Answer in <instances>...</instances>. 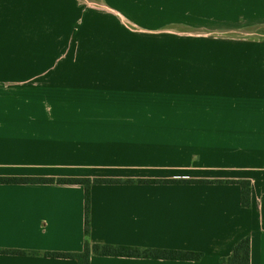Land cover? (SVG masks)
<instances>
[{
    "label": "crops",
    "instance_id": "1",
    "mask_svg": "<svg viewBox=\"0 0 264 264\" xmlns=\"http://www.w3.org/2000/svg\"><path fill=\"white\" fill-rule=\"evenodd\" d=\"M51 6L67 22L72 0H0V177L121 180L91 186V243L203 254H93L90 264H232L221 259L247 236L251 264H264V34L235 35L264 27V0H163L184 41L163 48L160 89L150 62L102 52L63 64L62 94L42 81L62 63L41 64L34 28ZM59 49L43 48L73 53ZM90 64L104 66L92 70L97 85ZM142 179L250 180L252 203L236 183ZM85 240L83 185L0 183V264H78L45 253L82 252Z\"/></svg>",
    "mask_w": 264,
    "mask_h": 264
},
{
    "label": "rangeland",
    "instance_id": "2",
    "mask_svg": "<svg viewBox=\"0 0 264 264\" xmlns=\"http://www.w3.org/2000/svg\"><path fill=\"white\" fill-rule=\"evenodd\" d=\"M162 1L72 0V6L67 9V22L64 20L63 8L41 7V21L34 24L35 31L40 32L41 36V64L62 63L61 69L57 68L56 71L42 70V81L48 83L51 79L56 80L57 83H54L57 86V94H62L65 80L64 63L76 64L81 62L80 58L91 63L96 62L99 57L95 53L120 52L122 54H116L117 63L150 62L153 89H160L161 52L163 48L181 46L184 41L177 38V22H172L170 15L162 14ZM32 25L25 24V30H32ZM260 34H264V27L240 28L235 33L241 38H256L260 37ZM65 46L69 48L68 52L72 48L73 53L64 54L63 49L60 51L62 54L43 50L50 47L60 50V47ZM80 52L84 55H80ZM133 67L139 68L138 65ZM94 68L96 70H93ZM100 68L104 66L90 64V85H97V80L92 79L91 75L95 71L99 72ZM101 73L104 74V71Z\"/></svg>",
    "mask_w": 264,
    "mask_h": 264
},
{
    "label": "trees",
    "instance_id": "3",
    "mask_svg": "<svg viewBox=\"0 0 264 264\" xmlns=\"http://www.w3.org/2000/svg\"><path fill=\"white\" fill-rule=\"evenodd\" d=\"M129 180L128 182H132ZM121 180L112 178H83V177H0V183H58V184H81L85 187V236L84 249L82 252H47L45 255L59 258L75 259L78 264H90L93 254L101 256H128L168 260H193L202 258L201 252L142 248L125 245H112L91 243L88 239L90 234L91 212V186L94 183H121ZM140 183H236L241 186V203L244 207H250L252 203V184L250 180H139ZM22 253V251H10ZM222 262L232 264H251V239L249 236L241 239L233 248L232 254L221 259Z\"/></svg>",
    "mask_w": 264,
    "mask_h": 264
}]
</instances>
